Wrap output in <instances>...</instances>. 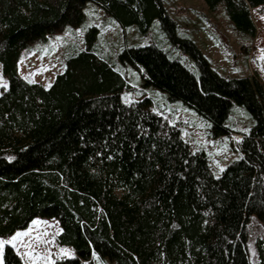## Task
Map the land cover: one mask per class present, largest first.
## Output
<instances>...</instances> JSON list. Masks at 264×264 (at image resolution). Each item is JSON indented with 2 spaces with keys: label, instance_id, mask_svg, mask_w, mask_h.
<instances>
[{
  "label": "trees",
  "instance_id": "16d2710c",
  "mask_svg": "<svg viewBox=\"0 0 264 264\" xmlns=\"http://www.w3.org/2000/svg\"><path fill=\"white\" fill-rule=\"evenodd\" d=\"M204 1L223 5L238 34L256 35L251 8L264 0ZM88 2L141 36L159 20L195 68L152 38L123 45L118 60L142 86L208 120L212 138L231 134L234 105L248 112L238 159L215 175L205 150L192 149L151 97L126 99L136 88L97 53L95 25L83 27V48L65 56L49 86L19 74L34 44L83 25ZM0 65V238L52 218L55 241L73 251L53 264H91L94 255L115 264H264V84L215 70L162 0H0ZM2 259L26 264L11 244Z\"/></svg>",
  "mask_w": 264,
  "mask_h": 264
},
{
  "label": "rangeland",
  "instance_id": "374dc122",
  "mask_svg": "<svg viewBox=\"0 0 264 264\" xmlns=\"http://www.w3.org/2000/svg\"><path fill=\"white\" fill-rule=\"evenodd\" d=\"M162 3L177 22L179 34L191 38L220 74L230 77L253 76L264 84V6L251 8V17L256 26V35L251 39L238 34L226 16L223 5L211 10L204 0H162ZM86 6L87 16L82 26L67 27L61 33L34 44L32 51L21 58L18 72L23 78L49 86L55 76L63 71L65 56L83 48V27L95 25L100 30L96 43L97 53L136 88L126 95V99L144 94L151 97L154 108L161 112L165 121L179 123L182 136L192 149L205 150L215 175H219L227 163L241 156V133L253 125L252 117L243 107L234 105L232 108L229 118L233 129L231 134L212 138L208 120L180 102L169 101L160 90L142 86L139 72L118 60L123 45H142L152 38L171 56L180 57L181 61L195 68L187 55L169 44L162 34L158 19L152 22L150 32L141 36L134 27H120L95 3L88 2ZM6 85L0 65V89ZM237 135L240 139H237ZM59 231L57 220L39 218L33 220L27 228L18 230L24 234L15 241L11 237L17 232L0 238V264H3L2 251L5 244H11L26 264H53L57 258L73 255L70 247L61 246L55 241ZM91 264L115 263L94 255Z\"/></svg>",
  "mask_w": 264,
  "mask_h": 264
},
{
  "label": "snow or ice",
  "instance_id": "6c2138e0",
  "mask_svg": "<svg viewBox=\"0 0 264 264\" xmlns=\"http://www.w3.org/2000/svg\"><path fill=\"white\" fill-rule=\"evenodd\" d=\"M24 233H19V232H17L15 235H13L12 237H11V240L12 241H15L20 235H23ZM5 243H6V241H5ZM63 251V250H62ZM27 255H31L30 253H28Z\"/></svg>",
  "mask_w": 264,
  "mask_h": 264
},
{
  "label": "bare ground",
  "instance_id": "6f19581e",
  "mask_svg": "<svg viewBox=\"0 0 264 264\" xmlns=\"http://www.w3.org/2000/svg\"><path fill=\"white\" fill-rule=\"evenodd\" d=\"M237 139H240V136L239 135H237Z\"/></svg>",
  "mask_w": 264,
  "mask_h": 264
}]
</instances>
